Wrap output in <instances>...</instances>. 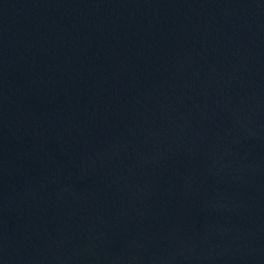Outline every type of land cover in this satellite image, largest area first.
Listing matches in <instances>:
<instances>
[{
  "label": "water",
  "instance_id": "water-1",
  "mask_svg": "<svg viewBox=\"0 0 264 264\" xmlns=\"http://www.w3.org/2000/svg\"><path fill=\"white\" fill-rule=\"evenodd\" d=\"M0 264H264V0H0Z\"/></svg>",
  "mask_w": 264,
  "mask_h": 264
}]
</instances>
